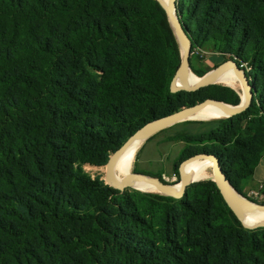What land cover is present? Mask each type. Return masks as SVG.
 Wrapping results in <instances>:
<instances>
[{
    "label": "trees",
    "instance_id": "1",
    "mask_svg": "<svg viewBox=\"0 0 264 264\" xmlns=\"http://www.w3.org/2000/svg\"><path fill=\"white\" fill-rule=\"evenodd\" d=\"M175 12L192 53L235 61L255 92L244 112L167 140L184 143L180 163L214 155L241 192L264 158V0H176ZM180 64L157 0H0V264H264V227H244L215 182L174 198L84 169L157 118L241 102L222 84L172 93Z\"/></svg>",
    "mask_w": 264,
    "mask_h": 264
},
{
    "label": "water",
    "instance_id": "2",
    "mask_svg": "<svg viewBox=\"0 0 264 264\" xmlns=\"http://www.w3.org/2000/svg\"><path fill=\"white\" fill-rule=\"evenodd\" d=\"M157 1L163 6V8L166 11L168 20L171 24L174 35L178 41L181 52V64L171 81L170 91L172 93H176L179 91L194 92L203 87H207L210 85H218L221 77L232 69L235 75L240 79L242 83L243 89L245 91V99L242 100L240 94L235 90L241 98V102L238 105H231L218 100L206 99L200 103L183 107L171 114L150 121L149 123L145 124L141 129L136 131L133 135H131L125 141V143L110 156L107 164L105 165L106 167L105 183L123 192L128 188L138 189V187L143 182L148 181L155 184L157 188L161 190L162 193L159 194L165 196H171L174 198H181L184 196L187 187L191 185L194 181L210 180L218 185L224 197L225 202L227 203L231 211L235 214V216L238 218V220L243 224L244 227L249 229L264 227V212L250 208L240 202V200H245V198H243L242 193L230 183V181L227 179L226 175L222 171L219 160L214 155L211 154H206V153L196 154L182 161L181 164L179 165L178 184H170L167 183L165 180L162 181L159 177H148L140 174L128 175L122 178L120 181H116L114 179L112 173V166L114 161L138 137H145L146 138L145 141H146L148 138L157 134L159 131L167 128L168 126L175 123H180V122H176L179 118L199 110L206 104H215L221 106L226 110V114L224 118H230L232 116L244 112L250 106L255 92V90H253L252 88V85L249 81V78L245 70L239 67L237 63L233 60L225 62L221 66L217 67L213 72L201 76L200 77L201 80L199 82L195 83L191 81V76L193 75V70L191 66L192 42L190 37L185 32L178 16L176 15L175 12L176 0H169L168 6H166L161 0H157ZM178 79H182L184 83L177 85L176 82ZM212 120H218V119H212ZM212 120H207V121H212ZM196 160L212 162L213 171L216 176V180H212L210 178L194 180L187 173H185L184 166L187 163L194 162ZM142 192H146V191H142ZM146 193H150V192H146ZM249 217L257 218L260 221L254 224H247V219Z\"/></svg>",
    "mask_w": 264,
    "mask_h": 264
},
{
    "label": "rangeland",
    "instance_id": "3",
    "mask_svg": "<svg viewBox=\"0 0 264 264\" xmlns=\"http://www.w3.org/2000/svg\"><path fill=\"white\" fill-rule=\"evenodd\" d=\"M211 54L212 52L209 48L204 49L202 52H199L198 50H194L191 59V63L194 66V68L204 69L206 75L213 72L217 67L225 63L223 62L217 66L212 64L210 62ZM193 74H195L198 77H201L194 71ZM218 84H222L233 88L240 94V96L243 94V88L239 80L229 84L226 83H218ZM199 121L201 120L191 118L189 120L180 123H175L159 131L157 134L151 136L150 138H148L140 147V149L138 150L135 156L131 173L140 174L148 177H157V175L161 174L162 179L165 180L167 183L178 184L179 179L175 174V166L181 164L180 158H181V153L184 149V143L168 141L167 138L170 135H173L175 131L180 130L182 128V123L199 122ZM84 169L92 177L94 178L100 177L102 180L105 181V173H106L105 166L95 167V166L85 165ZM135 169H138L139 172L136 173ZM208 174H209L208 177H212L213 171L211 167L208 169ZM258 176H260V172H257L256 177L254 178L240 181V187L242 190L241 193L243 195V198H245V200L253 202L257 205H261L260 203L263 201V199L253 198L252 196H250L251 191L258 190L259 186L257 187L256 185ZM121 178H123V176H121ZM175 178L176 180H174ZM146 192L159 194L157 190L146 191Z\"/></svg>",
    "mask_w": 264,
    "mask_h": 264
},
{
    "label": "bare ground",
    "instance_id": "4",
    "mask_svg": "<svg viewBox=\"0 0 264 264\" xmlns=\"http://www.w3.org/2000/svg\"><path fill=\"white\" fill-rule=\"evenodd\" d=\"M166 6L169 5V0H161ZM201 80L200 77L196 76L193 74L191 76V81L193 82H199ZM240 79L235 75L234 71L231 69L229 70L225 75H223L219 81V83H232ZM181 83H184L182 79H178L176 84L179 85ZM241 83V81H240ZM242 85V83H241ZM241 88V87H240ZM243 88V86H242ZM242 100L245 99V91L243 89V94L241 95ZM226 114V110L222 108L221 106L215 105V104H206L199 110L185 115L181 118H179L176 122H183L186 120H189L191 118L194 119H199L201 121H207V120H212V119H221L224 118ZM145 137H138L135 139L127 148L124 152H122L118 158L114 161L113 166H112V173L114 176V179L116 181H120L122 178L121 176L126 177L128 175H131V169L134 164L135 156L140 149V147L143 145L145 142ZM212 168L213 171V163L209 161H203V160H196L194 162L187 163L184 166V171L187 173L192 179L194 180H201L205 178H210L212 180H216V176L213 171L212 177H208V169ZM211 174V173H210ZM178 186V185H177ZM139 190L142 191H156L158 193H162L161 190L157 188V186L151 182L145 181L143 182L139 187ZM241 203L244 205L260 210L264 212V206L262 205H256L250 202H247L245 200H240ZM260 220L254 217H249L247 219V224H254L259 222Z\"/></svg>",
    "mask_w": 264,
    "mask_h": 264
},
{
    "label": "crops",
    "instance_id": "5",
    "mask_svg": "<svg viewBox=\"0 0 264 264\" xmlns=\"http://www.w3.org/2000/svg\"><path fill=\"white\" fill-rule=\"evenodd\" d=\"M263 166H264V158L261 160L259 165L255 168V172L252 177V178L256 177L257 172H260V176L257 177V182H256L257 187L260 185V183L264 182V167Z\"/></svg>",
    "mask_w": 264,
    "mask_h": 264
},
{
    "label": "built area",
    "instance_id": "6",
    "mask_svg": "<svg viewBox=\"0 0 264 264\" xmlns=\"http://www.w3.org/2000/svg\"><path fill=\"white\" fill-rule=\"evenodd\" d=\"M174 180H176V178ZM263 190H264V182L260 183L257 191H251L250 196H252L253 198L263 199L264 198Z\"/></svg>",
    "mask_w": 264,
    "mask_h": 264
}]
</instances>
